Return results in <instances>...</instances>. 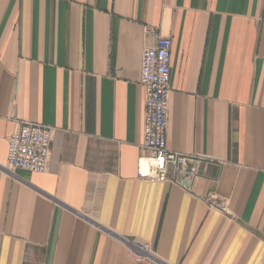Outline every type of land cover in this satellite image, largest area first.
I'll list each match as a JSON object with an SVG mask.
<instances>
[{"label": "crops", "instance_id": "1", "mask_svg": "<svg viewBox=\"0 0 264 264\" xmlns=\"http://www.w3.org/2000/svg\"><path fill=\"white\" fill-rule=\"evenodd\" d=\"M159 37L188 190L136 178ZM22 123L44 174L3 171ZM0 264H264V0H0Z\"/></svg>", "mask_w": 264, "mask_h": 264}, {"label": "built area", "instance_id": "2", "mask_svg": "<svg viewBox=\"0 0 264 264\" xmlns=\"http://www.w3.org/2000/svg\"><path fill=\"white\" fill-rule=\"evenodd\" d=\"M172 41L159 37L140 57L138 84L144 91V139L136 164V178L148 183L169 182L188 190L198 168L206 161L173 153L166 148L168 97ZM53 130L33 123H22L7 138L3 171L44 174L50 159Z\"/></svg>", "mask_w": 264, "mask_h": 264}]
</instances>
